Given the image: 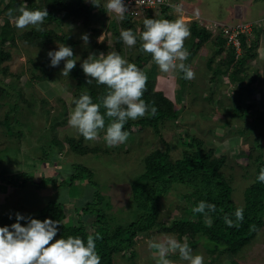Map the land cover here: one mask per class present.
I'll list each match as a JSON object with an SVG mask.
<instances>
[{
	"label": "trees",
	"instance_id": "obj_1",
	"mask_svg": "<svg viewBox=\"0 0 264 264\" xmlns=\"http://www.w3.org/2000/svg\"><path fill=\"white\" fill-rule=\"evenodd\" d=\"M89 1L27 0V6L30 9H43L45 7L48 11V16L45 17L39 28L29 25L20 29L15 26V22H12L8 12L11 9L13 10L12 15L18 14L17 9L21 0H7L6 4H3V0H0V75H10L16 78V81H12L11 84L5 86L2 76H0V99L5 98V95H24L22 88L15 90L12 87L13 85H18L17 81H19L21 73L14 74L9 71V65L3 64L12 57L11 51L5 50L6 44L18 46V41L28 45V47L37 49V55H39L31 60V66L33 67L32 77L26 82L29 86L32 84V80L40 82L59 75L63 81H66L67 85L74 86V97H78L82 92L88 91L93 97V101L98 102L106 94V85H97L95 81L92 84H87L85 74L79 63L72 69V78L76 82L73 80L69 82L67 76V78L65 76L63 78L59 66L55 68L49 66L46 52L49 49H55L57 44L70 41V46H72L75 55L76 41L71 38L73 34L71 35L70 32L68 33L63 28L65 23L72 26L75 22L81 20L83 28H91L94 35L92 42L97 44L95 46L104 48L106 51L109 49V51L116 50L120 52L126 59L137 64L140 69L147 65L148 60L152 59L151 54L139 51V33L143 30L142 22L144 18L140 20L134 19L129 11L124 14L123 19L117 20L114 16H110L111 19H109L105 16L107 12L103 8L101 0V7L95 6L101 13L99 19L101 22L94 24L93 20L96 19L92 20L94 13L91 11ZM237 1L240 0H235V3ZM183 2L186 3L185 0ZM172 4H176V2L165 0L162 3H158L153 9H148L145 12V16L174 20L175 14L171 12L174 9L171 6ZM219 14L216 13L217 18ZM104 20H109V25L112 28L109 38L114 41L113 47L107 45L106 37L102 43L96 41V37L106 26ZM246 21L242 22L246 23ZM50 22H54L56 26H51ZM92 24L94 25L92 26ZM238 24L237 20L227 24L216 21L214 27L210 29L206 22L200 23L199 20L192 19L188 21L190 28L189 38L186 37L184 42V46L190 53L186 62L192 60L199 50L205 47L208 51L207 67L213 73L210 79L215 80L218 75L222 74L229 75L230 80L238 83L240 90L237 91V95H233L235 97L233 104L225 113L228 116L226 117V122L231 120L230 115L234 117H239L240 115L239 118L244 119L245 117L248 119L246 115L248 112L247 108L251 105H247V107L243 105L244 97L242 91L245 88L248 92L256 90L257 87L253 84L259 78L253 74L249 75L250 72L247 71V66L259 54L258 47L261 44L260 36L263 34V27L260 28L258 24L252 23V30L249 33L247 30L240 31L238 33V46L230 40V34ZM126 28H132L137 34L136 45L129 47L119 38L121 29ZM222 52L227 54L224 59L217 62V58ZM143 72L148 79L142 98L150 105H155L157 111L155 115L146 113L144 117L135 120L129 119L124 128L130 134L134 126L138 128L150 126L156 133L160 134L161 126L166 120H177L181 116L182 107L166 97L163 91L155 88L156 79L159 75L155 61L150 66H147L146 71ZM240 76L242 77L238 80L237 78ZM181 79H183L182 74L177 76L175 80L176 82L178 81V84L180 83L179 85L183 91L188 86L196 85L194 77L187 79V87H185V83H182ZM242 82L245 83V86ZM10 89L14 91L11 92ZM196 89L193 92L195 94L198 93V89ZM210 97L212 99L213 95L211 94ZM2 104L7 103H0V105ZM9 106V110L0 119V125L7 130H12V113L19 106L16 101L9 104ZM100 111L103 113L105 109L101 107ZM110 119L107 116L105 117L106 125ZM251 121L247 124L248 127L250 126V131L258 129L256 134L260 138L264 134V114L260 119H254L252 123ZM245 127L239 126V130L237 128L235 131L231 130L230 132L233 135H237V131H241L240 133L246 135L243 132ZM247 131L248 134V128ZM9 132L15 133L14 130ZM254 141L256 145L253 144L251 146L252 151L249 152V155L253 157L255 173L251 183L244 189L243 203L241 205L237 204L234 199L233 185L223 171L226 165V156L224 154L216 155L213 147L205 148L201 139L187 133L181 134L183 146L181 156L172 157L171 149L169 148H156L144 156L143 170L131 182V200L135 205L136 214L135 218L127 224L111 225L106 205L104 206L103 203L105 195L100 191L99 183L94 180L93 171L84 163H72L70 165L71 173H67V177H61L60 181L58 180V175H48V173H40L38 181L28 172L0 175V191L5 187L4 184L7 186L18 184V186L24 187L28 183H33L38 189H41L48 185L59 187L61 184L81 186V183L85 181L86 183L82 185L83 188H86V192L79 194L83 199L78 203L79 207L75 206L78 214L77 223L70 222L65 212V204L70 201L69 197L68 199L59 200L48 199L43 206L39 207L40 209L38 208L37 212L33 210L25 211L19 207L15 213L19 211L26 216L31 215L41 220L45 217L59 220L61 224L59 225L60 231L57 233L58 237L79 235L86 240L88 236H93L96 241V250L101 256L100 264H114L116 254L120 255L129 249H133L138 235L153 230L157 225L163 231L176 233L179 240L187 242L192 249L203 241V245L211 253H217V255L225 253L227 256H235L253 241L264 225V183L256 180L260 168L264 166V152L260 151L257 155H254L255 149L261 146L257 137ZM65 142L70 150L79 154H87L89 151H94L89 145H83V138L77 141L75 137L67 135ZM62 143L63 141L54 139V145L56 144L59 148L58 152L62 151ZM53 152L52 148L49 154L47 151H45V154L49 156L52 154L51 158L54 162L57 160V156H54ZM179 186L186 188L185 191L180 192L184 202L180 205L182 215L172 219L167 224L159 222L162 199L172 189ZM200 200L214 203L216 205L215 210L209 211L206 209L205 213H194L192 208ZM237 207H243V220L236 221L233 227H229L225 224L223 218L227 214L235 221L236 218L233 214ZM15 213L0 212V226L13 223L15 221ZM90 216H93L94 219L87 226L85 222ZM25 222L21 221L22 224ZM134 256L132 254V257ZM216 257L214 256L212 259L214 260Z\"/></svg>",
	"mask_w": 264,
	"mask_h": 264
},
{
	"label": "rangeland",
	"instance_id": "obj_2",
	"mask_svg": "<svg viewBox=\"0 0 264 264\" xmlns=\"http://www.w3.org/2000/svg\"><path fill=\"white\" fill-rule=\"evenodd\" d=\"M173 1L181 8L179 12L175 9L171 10L175 14V19L179 17L187 24L188 21L197 19L200 23L206 22L208 28L211 29L216 21L227 24L235 20L239 23L248 20L245 23L248 33L252 30V23L258 24L264 30V0H240L236 3L235 0H185L186 3L183 2L184 0ZM6 3L7 0H3V4ZM89 5L94 13L92 20L96 19L93 20V23L101 22L99 20L100 11L91 3V0ZM216 13H220L219 19L216 17ZM105 16L109 19H111L110 16H114L117 19L116 14L112 12L106 13ZM80 21L75 22L72 26L63 24V28L71 35L73 34L72 40L76 41L75 55H79L83 60L89 52L106 53L109 51V49L106 51L104 48L95 46L97 44L92 42L94 35L91 28H83ZM104 21L106 26L96 37V41L102 43L106 37L107 45L113 47L114 41L109 38L112 28L109 25V20ZM50 25L56 26L54 22H50ZM85 32L89 34L88 43L81 39V34ZM260 38L259 54L247 66L249 75L253 74L257 78L259 77L253 84L257 88L252 92H248L246 88L242 91L243 105L246 107L251 105L247 108L248 119L239 118L240 115L239 117L230 115L231 120L226 122L228 116L225 113L233 104L235 99L233 95H237V91L240 89L237 82L230 80L229 75L221 74L215 80L210 79L213 73L207 67L208 51L203 47L192 60L185 61L195 73L196 85L188 86V80L183 78L184 80L181 79L182 83H185V87L188 86L184 91L181 90L180 83L178 84V81L175 80L180 74L162 73L158 68L159 75L155 88L163 91L166 97L182 107L181 116L177 120H166L161 126L160 134L150 126L146 128L134 126L127 140L114 146L105 143L103 129L99 131L95 139L86 140L68 124L69 113L73 107L74 86L67 85L59 75L40 82L32 80L30 86L26 84L32 77L31 60L39 56L37 49L28 47L19 41L18 46L6 44L5 50L11 51L12 57L3 64L9 65V71L14 74L21 73V77L17 81L18 85L12 87L15 90L22 88L24 95H5V98L0 99V103H7L0 105V119L9 110V104L16 101L19 106L12 113V130L18 134L9 132L12 130H7L0 125V175L28 172L38 181L40 173H48V175H58L60 181L61 177H67V173H71L70 165L72 163H84L93 171V178L99 183V189L105 195L103 203L104 206L106 205L111 225L127 224L135 218V205L131 200V182L143 170L144 156L156 148L171 149L174 158L181 156L183 152L181 134L187 133L201 139L205 148L213 147L216 155L224 154L226 156V165L223 171L233 185L234 199L237 204L241 205L244 189L251 183L255 173L253 157L249 155V152L252 151L251 146L256 145L254 141L256 137L261 146L255 149L254 155L260 151L264 152V134L259 138L256 134L258 129L250 131V126L247 125L251 120L252 123L254 119H260L264 114V31ZM65 44L70 45V41ZM57 47L58 44L55 48ZM226 54V52H222L218 56L217 62L224 59ZM153 61V59H149L147 65L141 70L146 71L147 66H150ZM80 62V60L77 61L79 64ZM59 67L63 68V61ZM230 70L229 72H231ZM0 76H2L5 86L16 81V78L10 75ZM72 77V70H70L69 76L66 78L70 82L73 80ZM241 77L237 79L240 80ZM243 85L245 86V83ZM196 88L198 89L197 94L193 93ZM10 91L14 90L10 89ZM211 94L213 95L212 99ZM239 126H246L243 131L246 135L240 133L241 131H237V135L231 134L230 131H235L237 128L239 130ZM67 135L75 137L77 141L83 138V145H89L94 151H89L87 154L73 152L65 142ZM55 138L63 141L61 152H58V146L54 145ZM52 148L54 156H57V160L54 162L51 158L52 154L51 156L45 154V151L49 154ZM83 183L86 182H82L81 186L61 184L59 187L48 185L41 189H38L33 183H28L24 187H20L18 184L8 186L4 184L5 187L0 191V212L15 213L19 207L25 211L37 212L38 208L43 206L48 199L59 200L69 197L70 201L65 204V212L70 222L77 223L78 214L75 206H78V203L83 199L79 194L86 192ZM185 190L186 188L179 186L172 189L162 199L159 222L167 224L182 215L180 205L184 202L180 192ZM93 219L94 217L90 216L85 224L88 226V223ZM168 235H174L179 239L176 233L163 231L159 225L153 230L140 233L133 249L115 255L114 264H156L159 251L154 246L150 247L149 242L163 241ZM56 238L59 237L54 239ZM193 252L203 254L204 264H264V225L253 241L235 256L211 253L205 248L203 241L193 249ZM132 254L135 256L132 257ZM167 255L173 264H187L186 261L180 259L178 251L170 252ZM214 256L217 257L213 260Z\"/></svg>",
	"mask_w": 264,
	"mask_h": 264
},
{
	"label": "clouds",
	"instance_id": "obj_3",
	"mask_svg": "<svg viewBox=\"0 0 264 264\" xmlns=\"http://www.w3.org/2000/svg\"><path fill=\"white\" fill-rule=\"evenodd\" d=\"M91 3L101 7V0H91ZM171 6L177 12L181 10L179 4ZM103 8L107 13H115L117 19H123L126 12H131L125 0H104ZM12 11L9 9V17L20 29L29 25L39 28L48 16L45 7L30 9L27 0H21L18 14L12 15ZM145 12L140 18L133 16L137 20L144 18L143 30L139 33V51L150 53L162 73L173 72L182 74L184 79H192L195 73L185 63L190 53L184 46L185 38L190 35L189 25L179 17L174 20L148 17ZM119 38L129 47L136 45L138 40L132 28L121 29ZM81 39L88 43L89 34H81ZM46 56L50 67L55 68L63 61L60 71L62 76L67 77L80 60L88 85L93 81L97 85H106V94L98 102L93 101L88 91L73 98L68 124L84 139H95L103 129L107 145L124 143L129 136L124 125L129 119L144 117L146 113L155 115V105H150L142 98L147 75L120 52H89L81 60L79 55H74L72 46L61 43L57 48L49 49ZM101 107L105 109L103 113L100 111ZM106 116L111 118L107 125ZM256 180L264 183V166L260 168ZM215 208L214 203L200 200L192 211L205 213L206 209L214 211ZM233 215L235 221L227 214L223 218L229 227H233L236 221L243 220V207H237ZM21 221L26 222L22 224ZM60 224L59 220L51 217L41 220L17 211L13 223L0 226V264H100L101 256L96 250L95 238L88 236L85 240L79 235H68L54 239L60 231ZM149 245L158 248L156 264H173L167 254L177 251L180 259L187 264H204L203 254L193 252L187 242H182L174 235L166 236L163 241H150Z\"/></svg>",
	"mask_w": 264,
	"mask_h": 264
},
{
	"label": "built area",
	"instance_id": "obj_4",
	"mask_svg": "<svg viewBox=\"0 0 264 264\" xmlns=\"http://www.w3.org/2000/svg\"><path fill=\"white\" fill-rule=\"evenodd\" d=\"M165 0H125V3L131 8V13L135 18H140L143 13L148 8H154L158 3H162ZM247 24L239 23L234 31L230 34V40L234 42L235 45L239 46L238 33L240 31L247 30Z\"/></svg>",
	"mask_w": 264,
	"mask_h": 264
}]
</instances>
